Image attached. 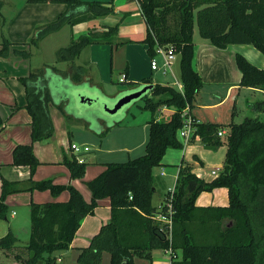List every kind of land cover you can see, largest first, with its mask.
<instances>
[{"label": "trees", "instance_id": "16d2710c", "mask_svg": "<svg viewBox=\"0 0 264 264\" xmlns=\"http://www.w3.org/2000/svg\"><path fill=\"white\" fill-rule=\"evenodd\" d=\"M25 1L63 2L67 5L54 20L37 27L30 43H37L42 36L64 23L73 25L113 11L112 0ZM137 1L146 23L142 41L147 43L149 55L155 53L157 45L172 43L179 55L182 82V91L172 84L154 82L149 92L141 96L143 107L152 113L161 106L173 110L166 119H157L153 115L148 120L144 153L126 161L106 162L97 175L86 181L91 193L89 200L71 183H55L51 178L33 180L31 175L40 161L32 144H16L12 150V164L29 166L30 184L27 188L49 189L52 195L67 189L69 196L67 200L31 201L29 239L19 245L17 236L8 229L0 236V250L5 253L14 251L13 255L20 264H36L43 257L47 264H59L52 252L69 247L82 218L93 212L99 198L107 196L110 218L101 224L87 245L79 248L78 264H100L103 250L109 252V264H133L135 255L150 258L153 248L168 246L179 254L172 264H256L257 260L264 264V118L249 116L243 121L226 124L198 121L196 133L206 147L218 146L222 141L218 129L228 128L221 170L215 177L205 180L192 172L188 163L180 166L173 195L170 234L153 217L159 205L152 204L155 190L153 167L162 164L168 147L183 146L178 137L181 111L186 104L192 106L196 91L202 85L201 75L193 66L195 22L200 36L219 47L250 43L264 54V0ZM116 28L117 24L101 32L91 31L88 35L71 37L67 45L58 48V58L69 61L71 68L75 69L72 74L67 73L71 80H80L79 72L83 68L75 64L74 58L81 46L91 42V37L110 35ZM1 37L0 55L4 56L13 42L3 35ZM235 62L241 72L240 85L264 90V66H257L239 52L235 53ZM63 75L66 73L55 64H47L20 76L25 87V106L31 115L33 140L52 134L49 102L57 105L66 117L72 116L69 113L72 112L69 91L75 85L66 81ZM142 82H133L132 86H140ZM83 84L88 86L86 82L78 86ZM161 94L163 96L155 98ZM255 104L260 106L258 102ZM90 117L97 118L95 115ZM2 121L0 116V126ZM116 123L119 121L107 122L105 126L97 123L91 127L102 135ZM61 162L67 166L71 177L84 175L85 160H78L74 154H64ZM0 177V218L7 219L5 196L19 188L15 185L16 180H9L1 174ZM217 186L227 187L226 205L195 204L201 191ZM253 214L257 216V225ZM224 219L230 222L223 224Z\"/></svg>", "mask_w": 264, "mask_h": 264}, {"label": "crops", "instance_id": "0c3cea01", "mask_svg": "<svg viewBox=\"0 0 264 264\" xmlns=\"http://www.w3.org/2000/svg\"><path fill=\"white\" fill-rule=\"evenodd\" d=\"M102 2H108L109 0H99ZM9 6L12 9V16L9 17V20L6 18V14L3 12V6ZM113 11L107 14L97 15L93 18L77 22L71 25V37H77L80 34H89L91 31L101 32L104 30H108L109 26H114L117 24L119 28V34L113 33L112 35H98L95 37H91V43L93 47H96L98 52L94 53L93 58H107V51L109 47L113 48V43H115L116 49L113 51V66L119 70L116 75V80H118L119 75L122 72L126 73V80H132L138 83H141L145 78H150L151 82H159L162 84H174V79L180 80V76L177 77L176 71L173 69L172 64L167 72H162L158 70L157 72H153L150 64H149V53L147 51V43L143 42L142 40L145 37L146 33V23L141 14L139 3L137 0H112ZM67 5L63 2H26L25 0H2V5L0 7V17L2 16V20H4V24L9 21L8 29L4 30V24L0 27V37L3 35L11 40L13 43L21 42L26 43L27 38H29L32 34H34L37 26L43 24L44 22L54 20L61 12L66 9ZM195 25V24H194ZM7 28V27H6ZM143 28H145L143 30ZM193 43H194V52H193V66L201 75V78H204L209 81H221L223 83L224 89L221 91L222 94L218 92V90L210 91L217 99H211L210 101H206L204 96L201 94L198 98H194L193 104L190 108V112L198 121H211V122H218L226 124L232 120L231 117L233 116L232 111H225V108H229L230 102L234 103L237 100V95H239L240 89L243 87L245 89L252 90L254 94L252 96L254 98H260L262 94H264V90L258 87H248L239 84V80L241 77V72L236 65L235 62V53L239 52L243 54L245 57L249 56L255 57L259 60L260 63L257 66L263 67L264 66V58H261L257 52V48L250 43H230L225 47H219L212 43L209 39L201 37V38H194V28H193ZM1 41V39H0ZM121 42V43H120ZM13 49V46H12ZM17 49V48H16ZM14 49V52L15 50ZM259 51V50H258ZM123 54V55H122ZM1 57V56H0ZM246 57V58H247ZM247 58V59H248ZM1 59V58H0ZM178 61V75H180L179 71V55L176 54L174 58ZM248 59V60H249ZM160 62L162 58L159 56ZM252 60V59H251ZM10 61L12 64L14 63L15 66V73L12 74V83L10 84V97L9 103L13 102V100L18 103L20 100L24 101V105L26 103V94L25 99L23 100L21 97V90L25 87L21 84L19 80V76H25L29 73L31 68L27 67V64H23L24 60H5ZM67 61V60H65ZM250 61V60H249ZM253 62V61H252ZM233 63V64H232ZM67 64L71 66V63L67 61ZM44 64L43 66H46ZM227 65V66H226ZM20 69H17V68ZM25 70H24V69ZM61 70V68H59ZM168 75L171 77L168 79ZM66 78V81H71V84L75 85L73 88L77 87L79 83L86 82L88 85H93L101 90L100 86L97 83L90 80L87 76L85 80L82 81H73L71 80V75L69 77L68 74L63 75ZM8 78V77H7ZM136 86H132L130 84L125 89H119L120 91H126ZM72 88V89H73ZM71 89V90H72ZM102 91V90H101ZM149 92V90H148ZM12 94V95H11ZM14 97H11L13 96ZM19 95V97H18ZM158 96H155L157 98ZM21 98V99H20ZM259 104L262 101H257ZM143 105V104H142ZM51 106L56 107L58 110L59 108L55 105L52 101L48 103V110L49 115L54 114L53 111L50 110ZM167 108L172 109L169 106H161L157 109L155 117L157 119L160 118L161 113L163 110ZM260 108V106H259ZM57 110V111H58ZM173 110V109H172ZM225 112H224V111ZM9 112V109L6 106H2L0 103V116L2 118V124L0 126V133L5 134L7 129L13 130L15 133L12 135L14 145L18 143H26V139H28L29 132H21L17 127V121H8L7 117H4V112ZM20 111V110H14ZM51 111V112H50ZM13 112L12 109L10 113ZM68 113V111H66ZM59 113V111H58ZM63 113V112H62ZM72 113V112H71ZM95 113V112H91ZM22 115V114H21ZM78 116V115H76ZM51 117V116H50ZM28 123L30 125V132H31V115L27 117ZM227 120V121H226ZM143 129L147 127L148 121H141ZM102 126H104L102 124ZM90 129V128H89ZM226 131L228 130L227 127H223ZM108 130V129H107ZM127 137V135H126ZM125 139V138H124ZM42 139H36L34 145V153L36 156L39 157L40 163L37 165L35 169V173H33L32 178L33 180H39L41 177H51L55 183H71L76 186L82 193L83 197L86 200H89L91 197V193L89 188H87L86 181L97 175L105 166L103 164H88L85 167V173L82 177H71L69 169H67L61 160L63 155H70L71 153L74 154L73 150L68 146V148H64L63 146L60 147V150L57 149V153L55 154L54 151L56 148L51 147L50 142L47 145V151L49 153L54 154L53 159L50 160L48 157H44V152L41 149L40 141ZM179 140H181L179 138ZM33 141V142H34ZM199 137H193L190 139L188 143L184 145L183 149V157L179 149H169L167 148L165 154L162 157V164L158 165L162 168L165 167L164 164H168L169 162L176 163V167L178 168L177 171H173L174 174L171 175L172 180L175 176L178 175L180 166L184 165L181 158L190 154H193L187 159L188 164H190L192 168V172L197 171L198 166L205 168V164L214 161L215 164H219L223 162V156L225 155L226 144L221 145L217 151L207 148L203 145V143H199ZM72 142V141H71ZM146 142V141H145ZM88 144L86 142H81ZM70 144V143H69ZM10 148V140H8L7 144L5 145V152H7ZM120 148V147H119ZM123 148H127L123 147ZM205 148V149H203ZM107 152L112 151L111 149H107ZM92 150H90V154L85 157V161H89V156L91 155ZM94 157V155L92 156ZM180 157V160L178 158ZM94 162V161H93ZM55 163L54 166L52 164ZM92 163V162H91ZM95 163V162H94ZM198 163V164H196ZM179 164V165H177ZM6 164L1 165V170L3 171V176L8 178L9 180H19L16 184L17 186H21V188H27L30 184V171L27 165H15L16 167L5 166ZM44 165H49V167H54L55 169H59L57 172L61 173L58 177L53 172L48 173L49 170L43 168ZM156 166L153 167V169ZM174 168V167H173ZM220 168V167H219ZM63 171V172H61ZM171 172L170 174H172ZM196 175L199 176L196 172ZM206 177L203 176V179L209 180L213 177L209 176V172H205ZM212 174V173H211ZM160 175L162 177L168 176V174L161 170ZM168 184L167 186H169ZM24 186V187H23ZM166 188L164 189V197L166 195ZM154 187L156 191V185L154 183ZM153 192V193H154ZM20 195H23V199L20 201L17 199V196H9V199H13L12 205L16 207H24V205H29V201L25 204H21L20 202H26L28 196L24 193L29 192H20ZM31 197L34 201L42 202L46 200H67L69 196V192L66 189L62 190L57 195H52L48 189H37L33 188L31 191ZM153 196V195H152ZM19 197V196H18ZM17 199V200H16ZM162 198L160 202L163 200ZM12 202V200H11ZM153 205H159L160 204ZM228 203V191L226 186H217L212 188L211 190H203L199 193L195 200V204L201 206L207 205H226ZM17 211L13 208L11 211V216L16 215ZM110 218V199L109 197H102L98 199V204L94 208L92 213L86 214L77 228L71 243L68 248L65 250L69 251L75 260V256L78 253V248L85 246L89 243L90 238L93 234H95L98 229L100 228L101 224L108 221ZM6 222L10 223L8 219H5ZM14 228L13 224H8L7 226L0 228V236L4 235L8 229ZM3 230V231H2ZM2 232V233H1ZM16 235V234H15ZM17 236V235H16ZM18 238V237H17ZM17 240V244H18ZM25 244V243H24ZM22 245V244H19ZM64 250V249H63ZM2 251V250H0ZM13 252L5 253L4 251L0 252V264H20L18 259L14 257ZM177 257L179 254L174 251ZM54 256V255H53ZM55 260L59 263L60 256H54ZM109 259V258H108ZM133 264H169L170 255L168 251L164 248H153L151 250V257L147 258L144 256L135 255L134 256ZM38 264V261L36 262ZM104 264H109L108 261H105Z\"/></svg>", "mask_w": 264, "mask_h": 264}, {"label": "rangeland", "instance_id": "374dc122", "mask_svg": "<svg viewBox=\"0 0 264 264\" xmlns=\"http://www.w3.org/2000/svg\"><path fill=\"white\" fill-rule=\"evenodd\" d=\"M14 1H17V0H14ZM3 12L6 14L7 20H9V17L12 16L13 14L12 9H10V7L7 5L3 6ZM8 23L9 21H7L4 24V20H2V16L0 17V27H2V25L4 24L3 26L4 30L8 29V25H9ZM45 23L46 22H44L43 24ZM40 26H42V24L37 27H40ZM37 29L38 28H36V30ZM144 29L145 28H143V30ZM117 31H119L118 27L116 28L114 32L111 33V35L113 33H116ZM34 34H32L29 38H27L26 43H21V42L12 43L9 47V51L7 55H4V56L0 55L1 56L0 57L1 58L0 59V103L2 104V106H6V108L9 109L8 113L6 111L4 112V117L5 118L7 117L8 121H17L18 123L16 127L21 132H23V130L24 132H26V134L29 132V136H28V139H26V143H31L33 149H34L35 141L32 139L31 132H30V125L27 120V117L30 115V113L28 109L26 108V106L24 105V101L22 102V100H20V102L16 103L13 100V102L9 103L10 97L8 96V94H10V87H12L10 84L12 83V80H13L12 74L15 73V66H14V63L12 64V62L5 61V60H9V59L21 60L22 59L24 60L23 64L24 63L27 64V67L29 66V68L31 69L41 68L43 67L44 64H55L58 68H61L63 73L72 74L75 71L74 68H71L70 64L69 65L67 64V61L60 60L58 58V52H57L59 47L67 45L70 41V35H71V25L70 24L64 23L59 28L52 30L48 32L47 34H45L44 36H42L38 40L37 43H30L29 39L32 36H34ZM116 34H119V32ZM1 38L2 37H0V39ZM194 38L195 39L201 38L198 32L196 22L194 25ZM90 43L91 42L86 43L83 46H81V48L75 55V58H74L75 64L76 65L80 64L83 68L82 72H79L80 80H77V81L85 80L87 76L90 80L97 83V85L100 86L102 92L109 97L115 96L116 94L118 95V93L121 92L119 89H125L130 84H133V82H135V80L134 81L125 80L122 82L116 80V75L119 70L116 68V66H113V59H112L113 51L114 49H116V46H115L116 42L113 43V48L109 47L107 51L108 53H107L106 59L103 57L101 58L98 57L96 58V60L93 58V56L95 52H98V50L96 49V47H93L92 44ZM12 46H13V49H12ZM14 49L20 50V51L14 52ZM257 52L259 53L258 55L261 58H264V54L260 50L258 51L257 49ZM159 56L157 55L156 59L160 62ZM249 57L250 59L248 57L247 58L251 62L253 61L252 63L256 65L260 63L257 58L252 57V56H249ZM173 62L174 63L172 67L176 71L177 77H178L179 76L178 75V61L174 59ZM149 64H150V57H149ZM17 69H20V68L18 67ZM158 70L159 69L153 70V72L155 73ZM170 77L171 76L168 75L167 78L169 79ZM19 80L24 87V84L20 78ZM82 86L86 87L85 84H83ZM88 86H91V85H88ZM222 86H223V83L221 81L207 82V80L202 78V85L196 91L195 98H198V96L201 94L202 96H204L206 101H210L211 99H217V97H215L210 91L217 89L221 95L222 94L221 91L224 89V87ZM91 87L95 88L93 85ZM252 94H254L252 90L245 89L244 87L240 89L239 95H237L238 98L236 102L234 103V105H232L233 103L230 102L229 108L228 109L225 108V111H227V113H229L230 111L233 112L232 113L233 116L231 117L230 120L239 122V121H243L246 117H249V116L251 117L257 116L259 118H264V94H262L260 98L258 97L254 98ZM159 96H163V95L161 94V95H158V97ZM11 97H14V95ZM21 97L23 100L25 99L24 89L21 90ZM257 101H262V103L260 104V108L259 106H256L255 104ZM143 102H144L143 99L139 97L123 105L121 108H119L114 113H103V114L102 113L100 114L98 111H95V110H89L85 112L84 114L85 109L80 107L81 109L80 111L78 109L79 107L77 104L76 107L75 106L72 107V110L69 108V111L70 110L72 111V113L69 112L72 115L70 117H66L60 109L58 110L56 107L51 106L50 110L54 112V114L50 115L52 125H53L52 134L49 137L42 138V140L40 141V144H41L40 147L44 152V157H48L50 158V160L53 159L54 157V154L49 153L47 151V145L49 142L51 144V147L56 148V150L54 151V153L56 154L57 149L60 150V147L63 146L64 148H68L69 143L71 141L76 142V143H81V142L88 143L90 150H92V153L88 158L90 160L86 161V166L89 163L92 165L93 164H100V165L103 164L105 166L106 162L126 161L130 158L136 157L144 153L145 141L148 138V125L146 128L143 129L141 121L144 122L146 121V119L147 121L150 120L153 115L154 116L156 115L157 111L152 113L150 109L144 108L142 105ZM11 109L13 112L10 113ZM14 110H20V111L16 112ZM57 110L59 111V113ZM171 111L172 109L170 108L163 110L159 119H166L171 113ZM91 112H95V113H91ZM89 113L91 114L90 116L95 115L97 118L90 117ZM114 120L119 121V123L112 125L102 135H99L91 127V125L94 126V125H97V123L100 126H102V124L105 126L107 122H111ZM88 121L91 123H88ZM14 133L15 132L11 129H7V132L5 134L0 133V174L1 175L4 174L3 171L1 170V167H2L1 165L3 164H6L7 166H10V167H16V168L18 167L12 164V150L15 146L14 145L15 143L12 140L13 138L12 135ZM219 137L222 141L218 146L214 148L213 147L212 148L207 147V148L217 151V149L221 145H225L226 135L224 134ZM8 140H10V148L7 152H5V145L7 144ZM180 141L183 144V141L182 140ZM199 143H202V142L199 141L198 144ZM126 146L127 148H123ZM183 147L184 145L182 147H168V148L169 149H179L183 157V153H184ZM107 149H111L112 151L107 152L106 151ZM74 155L77 158L76 154ZM93 155L94 157H92ZM192 155L193 154L188 155V158ZM224 156H223V161H224ZM188 158L186 155L184 156V158H181L182 162H177V163L185 164ZM178 160H180V157L178 158ZM213 163L214 161L205 164L204 166L205 168L199 165L197 168V171L194 170V172L199 174V177L201 178H203V176L206 177L205 172H209V176L215 177L221 170L223 162L219 164H215V165ZM54 165L55 163L52 164V166ZM63 165L67 168V166L64 163ZM175 165L176 163L169 162L166 165L164 164V166L168 168H162L157 165L153 169L154 183L157 187L156 191L153 193V196H152V202L154 204L159 203L160 200L164 198V189L166 188L168 184H172L173 180H172L171 175L174 174L173 171L175 170L177 171L178 169ZM27 167L29 166L27 165ZM189 167H190V170L192 171L193 167L190 164H189ZM43 168L46 170H49L48 173L50 174L51 172H53L55 175H57V177L61 174L57 172L59 169H55L54 167H49V165H44ZM214 168H219L216 174H213L211 172ZM161 170H164L168 174V176L162 177L160 175ZM171 172L173 173L170 174ZM32 175H31V178H32ZM44 178H51V177L43 176L40 179H44ZM18 181L19 180L15 181L16 182L15 185L18 183ZM17 188L19 189L8 192L4 200L8 205L7 219L8 221H10L11 224H13V227H14L12 228V232L17 235L18 240H19L18 244H24L27 242L30 236V202L34 200L32 199L31 193H30L32 189H29V188L24 189V188H21V186H17ZM25 191L29 192V193H24L28 196V198L26 202H20V203L23 205L29 201V205H24V207L23 206L16 207L15 205H12L13 199H11L12 200L11 202V200L9 199V196H17V199L21 201L23 199V195H20L21 194L20 192H25ZM0 193H1V177H0ZM13 208L17 211V214L15 216L14 215L11 216V211ZM253 219L257 225V222H256L257 216L254 215ZM228 222H230V220L228 219L223 220V224L228 223ZM10 223L6 222L5 219L0 218V228L3 227L4 229V227ZM78 251H79V248H78ZM77 254L75 256V260H74V256L65 249L64 250L63 249L54 250L51 255L56 256V258L57 256H60L61 259L58 260L59 264H78V262L76 261ZM44 256L46 257L47 254H44ZM108 258H110L109 252L107 250H103L100 264H104L105 261L109 262ZM38 264H47L44 257L38 260ZM256 264H262V263L261 261L257 260Z\"/></svg>", "mask_w": 264, "mask_h": 264}, {"label": "built area", "instance_id": "2783aa9c", "mask_svg": "<svg viewBox=\"0 0 264 264\" xmlns=\"http://www.w3.org/2000/svg\"><path fill=\"white\" fill-rule=\"evenodd\" d=\"M162 58L161 63L156 59L157 55ZM176 52L174 49V45L172 43H166V44H159L156 46L155 53L153 55H150V66L153 70H161L162 72H167V70L170 68V65L172 64L174 58L176 57ZM156 55V56H155ZM119 81H125L126 80V73L122 72L119 77ZM174 84L177 85V87L182 91V82L181 80L174 79ZM190 106L189 104H186L184 108L181 111V117H182V124L178 128V137L183 141V145L188 143L191 139V136L193 137H199L198 133H196V124L198 120L193 116L190 112ZM218 135H224L226 134V130L223 128H219L217 131ZM70 148L73 150L74 154H76L78 160H84L87 155L90 154V147L88 144L85 143H76V142H70L69 144ZM219 168H214L211 172L213 174H216ZM177 176L173 179L172 184L167 186L166 189V195L164 199L160 202L158 206V211L153 216L158 222L161 223V226L170 234L171 227H172V216L174 212L173 208V195L175 191V184H176ZM165 206V207H164ZM164 207V208H163ZM168 251L170 255V261L169 264H172V260L174 258H177V255L175 252L171 249L170 246L167 248H164Z\"/></svg>", "mask_w": 264, "mask_h": 264}, {"label": "water", "instance_id": "95a60500", "mask_svg": "<svg viewBox=\"0 0 264 264\" xmlns=\"http://www.w3.org/2000/svg\"><path fill=\"white\" fill-rule=\"evenodd\" d=\"M152 85L150 78H145L140 86L121 91L118 95L112 97L105 95L97 87L77 86L69 91V95L72 100V107H76L78 104L80 111V107L85 109L84 114L89 110L98 111L100 114L114 113L123 105L147 93Z\"/></svg>", "mask_w": 264, "mask_h": 264}]
</instances>
